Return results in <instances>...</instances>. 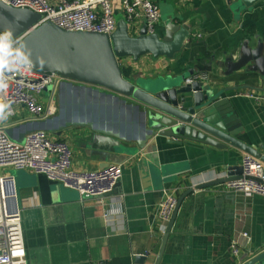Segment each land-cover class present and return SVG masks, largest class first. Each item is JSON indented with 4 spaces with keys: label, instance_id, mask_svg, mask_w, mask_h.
Wrapping results in <instances>:
<instances>
[{
    "label": "crops",
    "instance_id": "0c3cea01",
    "mask_svg": "<svg viewBox=\"0 0 264 264\" xmlns=\"http://www.w3.org/2000/svg\"><path fill=\"white\" fill-rule=\"evenodd\" d=\"M158 3L161 21L157 31H164L166 20L174 18L191 23L194 37L191 45L173 59L152 55L139 60L124 59L133 79L177 76L189 69L207 73L210 78L211 72L205 68L215 60L208 59L206 51L219 48L222 54L247 40L253 45L258 38L264 41V0L257 2L253 11H244L239 19L234 16L229 0H158ZM214 81L219 84L222 79L216 77ZM225 85L236 86L237 82L228 80ZM250 85L258 84L250 82ZM244 90L264 94V90L238 88L228 95L237 96ZM119 102L132 108V119L136 122V103ZM244 104L241 119L256 130L257 136L253 141L243 138L248 143L263 144L264 101H244ZM20 111L27 116L25 107ZM59 138L68 140L72 146L74 169H101L104 161L91 141L89 128L71 127ZM127 146L135 147L134 140ZM208 152L202 155L200 148L187 153L166 138L155 136L146 148L127 156L121 163L123 176L119 186L99 199L81 197L76 190L45 175L7 168L16 177L23 209L28 264H132L135 255L146 252V264H154L164 235L156 206L164 195L172 191L179 197L191 185L225 174L222 158L226 156L230 164L241 165L244 153L234 151L229 157L221 150L208 148ZM240 231L252 234L254 251L264 242L263 196L245 200L225 183L196 189L185 197L178 210L160 264H241L246 252L241 255V262L231 252V240Z\"/></svg>",
    "mask_w": 264,
    "mask_h": 264
},
{
    "label": "water",
    "instance_id": "95a60500",
    "mask_svg": "<svg viewBox=\"0 0 264 264\" xmlns=\"http://www.w3.org/2000/svg\"><path fill=\"white\" fill-rule=\"evenodd\" d=\"M259 1L262 0H229V3L234 16L239 19L244 11H253ZM41 19V13L14 7L0 0V31L9 32L15 38L23 36L17 50L20 59L24 61L26 58L42 73L61 77V88L64 87L67 90L64 93H70L71 98L64 100L63 92L59 91L62 116L21 124L16 136V129L10 127L8 133L11 137L21 142L27 133L38 128L60 136L71 127H87L91 131L92 143L101 152L104 161L101 168L107 167L110 162L123 163L128 155L137 154L146 148L155 136L166 138L168 143L181 146L187 153L202 148L201 154L206 155L209 154L208 148H212L230 157L234 151H241L264 162V143H248L243 138L253 141L257 136L256 130L246 126L241 119L244 101L251 100L228 95L238 88L264 90V41L261 38L256 40V45L247 40L236 49L222 51V54L219 48L206 51L207 58L213 57L215 60V63L205 68L211 72L209 80L187 83L186 80L195 73V69L177 76L133 79L124 76L121 61L126 58L139 60L145 55L176 58L191 45L193 25L168 18L162 32L149 33L143 27L138 34L133 35L123 17L118 18L116 30L111 34L67 30L52 21L37 25ZM216 77H220L222 82L214 83ZM228 80L237 82V85L226 86ZM250 82L258 84L257 87L250 85ZM73 87L80 90L84 97L77 96ZM57 89L56 84L46 88L52 93ZM90 91L97 95L107 93L106 97L119 101H134L141 109L142 125L137 128L132 126L129 130L128 124L116 121L113 113L109 115L102 112L104 108L107 109L106 102L90 101ZM89 107L92 108L90 113ZM119 112L121 114L123 111ZM133 140L136 146H127ZM222 159L225 174L191 185L179 195L154 264H160L162 260L178 210L186 196L196 189L243 177L241 165L230 164L226 156ZM213 166L218 167V164ZM119 184L120 181L116 187ZM147 259L148 252L141 253L133 257L132 264H146ZM241 264H264V242Z\"/></svg>",
    "mask_w": 264,
    "mask_h": 264
},
{
    "label": "built area",
    "instance_id": "2783aa9c",
    "mask_svg": "<svg viewBox=\"0 0 264 264\" xmlns=\"http://www.w3.org/2000/svg\"><path fill=\"white\" fill-rule=\"evenodd\" d=\"M7 4L29 8L42 14L40 25L52 21L67 30L99 31L111 34L116 30L119 17L126 19L131 34L145 27L149 33L158 30L161 8L158 0H1ZM0 31V68L6 87L0 88V103L6 105L0 114V264H28L22 213L17 193L16 177L7 172L9 167L27 169L58 181L76 190L84 198H100L111 193L123 176V166L111 163L97 170L73 168V149L70 142L54 138L46 129L38 128L26 134L23 141L11 137L8 128L16 129L27 122L42 121L54 115L53 96L44 105L41 96L49 85L59 88L63 79L53 73L28 67L17 54L21 37ZM121 63L125 66L127 64ZM207 73H194L187 83L208 80ZM237 96L256 103L264 101V94L244 90ZM21 107L27 110L23 116ZM243 177L226 182V187L243 199L264 197V162L250 154L241 157ZM178 196L168 192L156 206V214L165 233L176 208ZM108 213H105L107 216ZM231 252L241 262V255L254 253L253 236L240 231L231 240ZM243 262V261H242ZM241 262V263H242Z\"/></svg>",
    "mask_w": 264,
    "mask_h": 264
},
{
    "label": "rangeland",
    "instance_id": "374dc122",
    "mask_svg": "<svg viewBox=\"0 0 264 264\" xmlns=\"http://www.w3.org/2000/svg\"><path fill=\"white\" fill-rule=\"evenodd\" d=\"M79 89H81V88H79ZM59 91H61V93L63 92V88H61V86L55 91V93H52V92L45 89V92L41 96V101L44 103V105H47L48 102L50 103L49 100L53 96L54 100L51 102V104L53 102H55L53 104L54 115L50 117L53 119L58 117V115L62 116V113H63V111L61 113L62 108H61L60 102H59V96H58ZM75 93L79 97H84V95L81 96L82 94L79 91H77V88L75 90ZM106 94L107 93H105L104 95L103 94L97 95V94H94L92 91H90L88 93V98H90V101L93 100L94 102H98L99 100L102 101L103 103L106 102L107 103V109L106 110L108 112L105 110V108L103 109L102 112H105L107 114L109 113V115H111L113 113L115 118H116V121L121 120L122 123L126 122L128 124L129 130H130V128H132V126H136V128H137L138 125H142L143 115L141 113L140 108H138V112L136 113L137 120L135 122V120L132 119V112H131L132 108H130V106H124V104L119 102L118 100L106 97L105 96ZM62 97L64 98V100L69 99V98H71V94L70 93L69 94H65V93L63 94L62 93ZM103 99H105V100H103ZM128 105H130V104H128ZM91 109L92 108L89 107V109H88L89 113L91 112ZM95 110H97V109L95 108ZM119 110H122L123 112L120 114ZM52 137L59 138V136H54V135Z\"/></svg>",
    "mask_w": 264,
    "mask_h": 264
},
{
    "label": "clouds",
    "instance_id": "9594fccd",
    "mask_svg": "<svg viewBox=\"0 0 264 264\" xmlns=\"http://www.w3.org/2000/svg\"><path fill=\"white\" fill-rule=\"evenodd\" d=\"M8 35L10 36V34H8ZM0 38H2V37H0ZM24 63H26V64L28 65V67H31L30 62H28L26 58H25V60H24ZM2 67H3V66L0 65V68H2ZM4 87H6V84H5L4 81H3L2 72H0V88H4ZM5 107H6V105L0 103V114L3 113Z\"/></svg>",
    "mask_w": 264,
    "mask_h": 264
},
{
    "label": "trees",
    "instance_id": "16d2710c",
    "mask_svg": "<svg viewBox=\"0 0 264 264\" xmlns=\"http://www.w3.org/2000/svg\"><path fill=\"white\" fill-rule=\"evenodd\" d=\"M122 69H123L124 76L130 77L132 71L128 67L124 66L123 64H122Z\"/></svg>",
    "mask_w": 264,
    "mask_h": 264
},
{
    "label": "bare ground",
    "instance_id": "6f19581e",
    "mask_svg": "<svg viewBox=\"0 0 264 264\" xmlns=\"http://www.w3.org/2000/svg\"><path fill=\"white\" fill-rule=\"evenodd\" d=\"M66 91H67V90H65L64 87H63V93L66 92ZM79 91H80V90H79Z\"/></svg>",
    "mask_w": 264,
    "mask_h": 264
}]
</instances>
